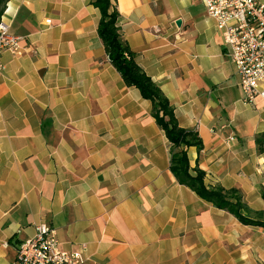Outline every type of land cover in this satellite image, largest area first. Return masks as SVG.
Listing matches in <instances>:
<instances>
[{
  "label": "crops",
  "instance_id": "1",
  "mask_svg": "<svg viewBox=\"0 0 264 264\" xmlns=\"http://www.w3.org/2000/svg\"><path fill=\"white\" fill-rule=\"evenodd\" d=\"M116 1L136 62L202 140L190 165L263 213L264 100H242L202 0ZM89 2L8 0L1 16L21 54H0V264L40 223L62 249L85 244L84 264H264L263 227L177 182L151 103L108 61Z\"/></svg>",
  "mask_w": 264,
  "mask_h": 264
},
{
  "label": "trees",
  "instance_id": "2",
  "mask_svg": "<svg viewBox=\"0 0 264 264\" xmlns=\"http://www.w3.org/2000/svg\"><path fill=\"white\" fill-rule=\"evenodd\" d=\"M7 1L0 0V19ZM89 3L99 11L97 34L102 41L108 61L126 85L136 87L141 96L151 103V115L163 130L169 143V169L177 182L188 187L218 209L229 212L242 224L264 228V211L251 215L237 188H224L220 185L207 186L204 182L205 173L197 166V162L194 166L190 165L188 149L194 147L200 151L203 147L202 140L194 128H184L178 125L169 101L136 62L135 52L121 32L117 1L90 0ZM255 143L258 152H264V133L257 134ZM260 196L264 204V189L261 190Z\"/></svg>",
  "mask_w": 264,
  "mask_h": 264
},
{
  "label": "built area",
  "instance_id": "3",
  "mask_svg": "<svg viewBox=\"0 0 264 264\" xmlns=\"http://www.w3.org/2000/svg\"><path fill=\"white\" fill-rule=\"evenodd\" d=\"M206 15L214 21L226 56L234 65L242 100L253 103L264 100V0H202ZM46 20V23H49ZM20 36L10 31L0 19V54H21ZM3 65L0 62V71ZM85 244L75 250L60 247L54 230L45 223L34 226V234L21 241L15 264H84Z\"/></svg>",
  "mask_w": 264,
  "mask_h": 264
},
{
  "label": "water",
  "instance_id": "4",
  "mask_svg": "<svg viewBox=\"0 0 264 264\" xmlns=\"http://www.w3.org/2000/svg\"><path fill=\"white\" fill-rule=\"evenodd\" d=\"M177 23H179V22H177Z\"/></svg>",
  "mask_w": 264,
  "mask_h": 264
}]
</instances>
